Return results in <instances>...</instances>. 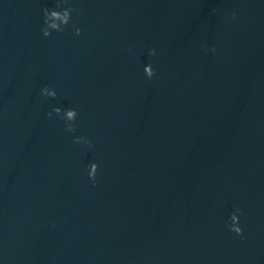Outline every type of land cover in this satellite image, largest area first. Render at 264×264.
<instances>
[{
    "label": "water",
    "instance_id": "95a60500",
    "mask_svg": "<svg viewBox=\"0 0 264 264\" xmlns=\"http://www.w3.org/2000/svg\"><path fill=\"white\" fill-rule=\"evenodd\" d=\"M55 4L0 0V264H264V0Z\"/></svg>",
    "mask_w": 264,
    "mask_h": 264
},
{
    "label": "clouds",
    "instance_id": "9594fccd",
    "mask_svg": "<svg viewBox=\"0 0 264 264\" xmlns=\"http://www.w3.org/2000/svg\"><path fill=\"white\" fill-rule=\"evenodd\" d=\"M71 0H56L55 8L43 9V17H44V26L41 29V32L44 37H50L53 32L61 33L63 32L64 28L69 26L72 23V14L74 12L79 13V9L70 6ZM235 19V15L232 17ZM72 27L75 31L77 36L81 35L82 30L77 27L75 24H72ZM215 52V48L212 49ZM150 56H155L156 52L155 49L149 52ZM144 73L148 79H152L155 75V71L151 64L145 66ZM42 96L56 99L57 93L55 90L45 87L41 89ZM53 112L57 116H61L62 120L65 122V130L69 133H75V121L78 117V112L75 109H66L63 111L60 108H53L52 112L48 113L49 119L52 118ZM85 143L89 144L90 142L85 139L84 137L77 138L74 143ZM99 170V166L96 163H92L89 166L88 170V178L93 182V187H96V175ZM240 215H242V211L240 208H236L234 212L230 216L231 223L228 225V228L231 232L235 233L238 236H243V229L239 226L240 225Z\"/></svg>",
    "mask_w": 264,
    "mask_h": 264
}]
</instances>
